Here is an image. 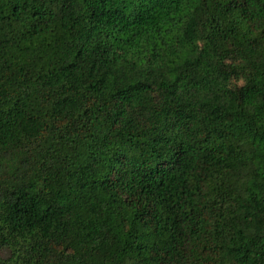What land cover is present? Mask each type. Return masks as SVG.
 <instances>
[{"label": "trees", "instance_id": "obj_1", "mask_svg": "<svg viewBox=\"0 0 264 264\" xmlns=\"http://www.w3.org/2000/svg\"><path fill=\"white\" fill-rule=\"evenodd\" d=\"M0 264H264V0H0Z\"/></svg>", "mask_w": 264, "mask_h": 264}, {"label": "rangeland", "instance_id": "obj_2", "mask_svg": "<svg viewBox=\"0 0 264 264\" xmlns=\"http://www.w3.org/2000/svg\"><path fill=\"white\" fill-rule=\"evenodd\" d=\"M1 256L6 257V256H8V253L7 252H2Z\"/></svg>", "mask_w": 264, "mask_h": 264}]
</instances>
